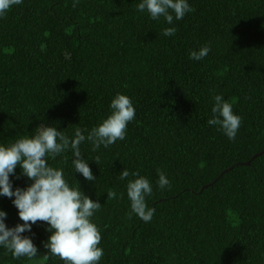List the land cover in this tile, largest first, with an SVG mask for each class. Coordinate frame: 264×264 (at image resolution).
<instances>
[{
  "label": "trees",
  "instance_id": "16d2710c",
  "mask_svg": "<svg viewBox=\"0 0 264 264\" xmlns=\"http://www.w3.org/2000/svg\"><path fill=\"white\" fill-rule=\"evenodd\" d=\"M138 2L24 0L0 18V143L41 123L90 130L125 94L135 108L125 139L96 151L80 145L95 182L73 172L70 151L48 160L102 204L92 218L100 264H264V0H189L194 11L174 21L171 37ZM206 43L209 54L191 60L189 50ZM213 94L242 117L235 140L207 124ZM122 169L152 183L150 222L129 215ZM158 170L170 181L164 189ZM16 173L14 187L31 182ZM0 209L7 226L22 223L10 198L0 196ZM45 229L38 221L22 235L38 261L64 264L43 247ZM0 264L33 261L0 249Z\"/></svg>",
  "mask_w": 264,
  "mask_h": 264
},
{
  "label": "clouds",
  "instance_id": "9594fccd",
  "mask_svg": "<svg viewBox=\"0 0 264 264\" xmlns=\"http://www.w3.org/2000/svg\"><path fill=\"white\" fill-rule=\"evenodd\" d=\"M23 2L0 0V18L13 6ZM136 10L146 12L152 20L163 18L169 25L162 31L165 37L176 34L177 28L172 26L174 21L182 20L186 14L194 11L189 0H139ZM210 51L211 45L206 43L198 49H190L188 54L191 60L201 61ZM211 114L207 124L216 126L230 141L235 140L242 117L233 111L232 104L221 94H213ZM134 118L135 108L131 99L117 92L110 100L109 113L90 130L76 128L74 134L69 135L56 126L41 123L31 134L0 143V196L11 199L22 221L7 226V213L0 209V249H4L5 254L10 253L13 259L27 258L33 264L46 262L49 255L40 257L38 261L40 253L33 239L22 235L32 232V226L41 221L46 223L45 230L49 233L43 247L51 256L59 257L64 264H100L104 255L103 248L99 246L101 230L92 218L102 204L85 195L77 181L75 185L69 184L63 167L53 166L48 160L70 151L73 172L80 173L85 181L95 182L96 176L88 159L82 155L80 145L87 141L93 151L101 146L108 148L118 140L125 139L128 124ZM17 166L20 169L19 175L31 181L24 187H14L10 179V176L19 178ZM119 179L127 181L125 190L130 203L129 215L135 214L144 222H150L155 214V209L149 207L146 201L153 193L150 180L138 171L130 172L127 169L120 171ZM169 185L166 174L158 170L157 187L164 189ZM121 196L115 190L107 192L108 199H119Z\"/></svg>",
  "mask_w": 264,
  "mask_h": 264
}]
</instances>
